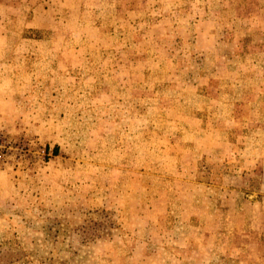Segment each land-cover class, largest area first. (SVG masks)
Segmentation results:
<instances>
[{
  "label": "rangeland",
  "instance_id": "rangeland-1",
  "mask_svg": "<svg viewBox=\"0 0 264 264\" xmlns=\"http://www.w3.org/2000/svg\"><path fill=\"white\" fill-rule=\"evenodd\" d=\"M263 3L0 0V264H208L186 224L203 192L181 180L228 163L211 129L203 144L186 137L197 112L227 113L215 100L228 95L230 128H253L264 59L249 50L264 36L250 17ZM236 170L258 188L261 166Z\"/></svg>",
  "mask_w": 264,
  "mask_h": 264
},
{
  "label": "crops",
  "instance_id": "crops-1",
  "mask_svg": "<svg viewBox=\"0 0 264 264\" xmlns=\"http://www.w3.org/2000/svg\"><path fill=\"white\" fill-rule=\"evenodd\" d=\"M10 5L11 9L13 6L19 7V16L15 23L23 24L22 8H24V5L23 7L21 3ZM250 19L251 22H255L251 25L253 32L250 35H258L254 31V28L255 30L258 28L261 30L258 37L264 36V16L254 15ZM6 38L5 35L0 34V40H5ZM250 42L255 43L253 38L250 39ZM260 42L262 43H259L255 49L249 50V54H264V38L260 39ZM257 67L261 78L258 84L253 87L250 86L252 87L251 90L255 87L260 89L261 95L253 98V100L250 99L249 103L258 104L259 111L249 114L246 119L247 121L255 122L252 129L237 133L236 131L234 132L235 129L230 128L231 125L236 124L235 121L237 119L235 118L233 108H235L238 101L232 95H228L231 98L221 100L218 97L215 101L219 104L227 105L229 111L227 113H215L216 115L212 116V118H205L203 115L200 117L199 112H197L195 121L197 126H201V128L200 130L196 129V134L191 135L187 133L186 137V140L203 144L205 138H201V133L199 132L211 129L217 138L213 146L215 149L225 150L227 158L225 162L228 163L227 173L224 175L216 174L218 176H215V180L195 178L196 171H193L191 176H187V178L181 180L183 184L189 186L195 184V187L203 192L201 197H199L203 201L201 208L194 213L195 215H192L195 217H192V220L190 219L191 213L189 214L190 217H188L189 219L186 221V224L189 226L188 230L203 233V239L199 243V247L203 246L206 248L205 254L202 255V260L208 264L215 262L225 255L231 256L233 252L235 253V261L239 264H256V262L264 264V252H262L264 249V235L263 238L250 237L249 239L252 242L250 240L238 241L242 240L243 237L264 231V67L255 66V68ZM228 82L231 83L232 81L229 80ZM246 89L247 93L249 88L247 87ZM226 124L228 127H226ZM236 134L241 135L245 140L253 137V140L258 139L259 141L256 143L245 141L242 146L237 147L230 138L231 135L235 136ZM199 146L196 145V148ZM192 148H195V146ZM257 166H261L262 173L258 188L253 189L249 186L252 183L249 175L246 172L236 175V168L250 169ZM246 175L248 177H245ZM258 235L262 234L259 233ZM254 248L261 252L258 256L261 258L256 259L257 261L252 259L254 257Z\"/></svg>",
  "mask_w": 264,
  "mask_h": 264
},
{
  "label": "trees",
  "instance_id": "trees-1",
  "mask_svg": "<svg viewBox=\"0 0 264 264\" xmlns=\"http://www.w3.org/2000/svg\"><path fill=\"white\" fill-rule=\"evenodd\" d=\"M252 57L259 58V59L262 60V59H264V54H261V55H252ZM258 66L264 67V63L259 64ZM234 85H236V83H233V82L229 83V82H227L225 88H227V90L229 92H233V89L235 88ZM54 151H57V149L55 148Z\"/></svg>",
  "mask_w": 264,
  "mask_h": 264
}]
</instances>
